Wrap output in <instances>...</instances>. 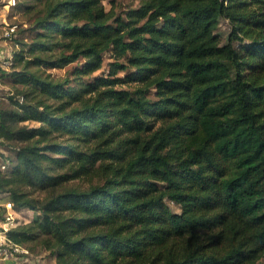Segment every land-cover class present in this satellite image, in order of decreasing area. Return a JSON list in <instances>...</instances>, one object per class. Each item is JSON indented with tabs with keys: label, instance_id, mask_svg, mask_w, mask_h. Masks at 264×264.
<instances>
[{
	"label": "trees",
	"instance_id": "trees-1",
	"mask_svg": "<svg viewBox=\"0 0 264 264\" xmlns=\"http://www.w3.org/2000/svg\"><path fill=\"white\" fill-rule=\"evenodd\" d=\"M15 7L0 192L34 214L7 237L56 264L264 259V0Z\"/></svg>",
	"mask_w": 264,
	"mask_h": 264
},
{
	"label": "rangeland",
	"instance_id": "rangeland-1",
	"mask_svg": "<svg viewBox=\"0 0 264 264\" xmlns=\"http://www.w3.org/2000/svg\"><path fill=\"white\" fill-rule=\"evenodd\" d=\"M24 0H15L14 5L12 7L8 6V0H0V45L2 48H6L9 54L12 55L13 60V54L15 51H17L20 46L22 45V42H26L27 39H29V30L27 31L29 27V23L25 20L27 16L23 15V12L21 11V8H17L19 2H23ZM103 3L105 5V8L108 10L111 7L114 8L115 12H123L128 7L136 6L139 3V0H103ZM4 4H7V6H4ZM10 26H14L13 33L11 37L8 40L3 39V34L5 31V28H8ZM228 25L224 20L220 21L219 25V31L226 35L228 32ZM109 58V54H105V62ZM74 64H69L64 68H55L51 70V73L54 76H64L68 73L69 70L73 67ZM106 70V66H104L102 69L96 71V74H100L103 71ZM11 79L9 78H3V80L0 81V106H9V99L8 96L15 92V89L10 84ZM30 125L35 124L34 121L27 122ZM12 154V148H7L0 144V170H4L7 166V162L5 161V158ZM9 199L7 192H0V226L5 225L6 223V214L9 211L6 209L5 202H7ZM12 211V210H11ZM14 218L23 219V221H26V219L29 218V216H33L34 212L28 211L27 208H20V209H14L12 212ZM26 247L29 251L27 253L26 257L22 259L21 261L12 262V261H6V263L2 260H0V264H56L54 255L50 252V250L45 249L41 244H30ZM257 264H264V259H261L258 261Z\"/></svg>",
	"mask_w": 264,
	"mask_h": 264
},
{
	"label": "built area",
	"instance_id": "built-area-1",
	"mask_svg": "<svg viewBox=\"0 0 264 264\" xmlns=\"http://www.w3.org/2000/svg\"><path fill=\"white\" fill-rule=\"evenodd\" d=\"M14 3L15 0H8L9 7H12ZM4 6H7V4H4ZM13 30H14V26L5 28L3 39L8 40L11 37ZM12 62H13L12 55L9 54L6 48H2L0 45V75L6 70H8ZM5 205H6V209L9 210L6 214L5 220L6 222L12 221L14 219V216L12 214L13 205L10 202V200L5 202ZM6 230H7V226L5 225L0 226V260L12 261V262L21 261L26 257L29 251L21 244L13 242L11 239H9L6 235Z\"/></svg>",
	"mask_w": 264,
	"mask_h": 264
}]
</instances>
